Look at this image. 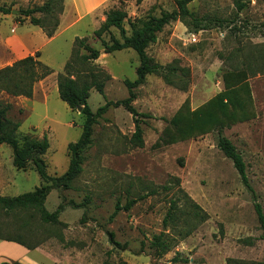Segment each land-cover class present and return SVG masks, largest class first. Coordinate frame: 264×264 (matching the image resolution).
<instances>
[{
  "label": "rangeland",
  "instance_id": "obj_1",
  "mask_svg": "<svg viewBox=\"0 0 264 264\" xmlns=\"http://www.w3.org/2000/svg\"><path fill=\"white\" fill-rule=\"evenodd\" d=\"M10 3V2H9ZM18 0L5 5L21 10ZM187 8L210 29L198 33L190 30L189 18L171 21L158 33V40L147 49L148 55L163 66L183 70L175 85L161 77L149 75L134 90L132 104L142 114L144 147H136L131 138L135 121L124 107H110L98 117L93 127V143L84 152L83 172L68 190L53 188L45 206L54 212L63 204L60 224L45 225L38 216L24 213L6 215L0 209V237L22 233L30 243L40 242L24 264H251L264 262V229L258 220L251 193L243 185L231 159L218 148V133L209 132L196 138L164 144L161 138L174 115L189 103L191 111L206 105L225 90V75L244 70L250 87L255 116L224 129L246 163L251 186L264 211V0H246L238 12L235 0H190ZM111 9H121L128 17L124 27L132 34V24L162 12L178 10V0H110L97 13L98 22L86 19L67 28L43 49L40 59L53 73L35 85L32 98L3 93L0 104L9 105L7 118L20 122L18 135L41 140L47 135L50 149L43 156L50 177L65 174L70 165L68 146L82 134L85 116L61 100L57 76L63 72L73 53L75 37L86 38L99 50V58L90 66L110 76L105 97L96 89L90 91L88 104L97 112L107 101L128 98L125 80L135 81L140 58L133 49L110 54L94 35ZM40 16V14H37ZM220 20L223 25L215 22ZM26 31L29 19L0 13V69L30 54L24 41L16 37ZM96 27V28H95ZM193 28V27H192ZM104 39L121 40L116 28ZM81 55L87 54L80 49ZM33 52L30 55H35ZM78 65L77 68H85ZM89 66V65H88ZM84 69V70H85ZM5 155L6 173L11 180L7 197H16L47 184L33 163L19 170L7 161L8 145L0 147ZM12 152V150H11ZM13 157V156H12ZM51 184V183H49ZM156 189L146 199L139 196ZM136 200L130 208V201ZM176 212L164 225L171 202ZM193 202L207 214L201 220ZM120 204L121 210L111 219ZM197 213V214H196ZM27 227L31 233L22 232ZM168 234L172 249L165 254L151 244L160 233ZM10 258L19 261L24 247L7 245ZM7 261L4 264H15Z\"/></svg>",
  "mask_w": 264,
  "mask_h": 264
},
{
  "label": "trees",
  "instance_id": "obj_2",
  "mask_svg": "<svg viewBox=\"0 0 264 264\" xmlns=\"http://www.w3.org/2000/svg\"><path fill=\"white\" fill-rule=\"evenodd\" d=\"M142 0H137L141 2ZM190 0H178V10L173 12H162L160 17H150L148 20L132 24V34L128 35L124 27V22L128 17L127 12L121 9H111L106 13V19L101 27L95 30L94 35L102 42L104 52L107 54L122 51L124 49H133L140 58V66L137 69V79L135 81L125 80L129 96L124 100L117 102L107 101L106 104L99 108L95 113L88 104L90 91L96 89L98 93L105 97V85L110 76L104 71L95 70L90 66L92 62L99 58L100 52L92 47L86 38H76L71 58L66 63L63 72L57 76V85L59 96L72 110H78L82 107V114L85 116L83 131L80 139L76 143H70L68 150L70 153V165L65 174L60 177H50L47 171V164L43 158L50 149V140L47 135L39 140L30 136H25L23 141L20 140L18 131L21 126L20 122H15L7 118L9 105L0 104V145H8L12 150L13 165L19 170H25L33 163L37 172L47 182L33 192H27L16 197H7L0 194V209L6 215L19 216L24 213H32L38 216L41 223L45 225L60 224L59 217L63 212L64 205L61 204L54 212L47 210L45 203L53 188L58 190H68L73 187V183L83 172V155L92 143L93 127L98 123V117L105 114L110 107H124L132 114L135 121V132L131 142L136 147H144L143 130L140 125L141 117H149L148 114L138 112L132 104L135 99L134 90L144 84L147 76L156 75L161 77L167 84L186 88V84L180 86L177 81L181 79L183 72L177 66H163L155 62L147 53L151 44L158 40L160 33L171 21L189 18L190 30L198 33L201 30L210 29V24L201 23L195 15L187 8ZM238 12L246 7V0H235ZM20 16L29 19L30 24L40 27L47 37L52 38L60 25V15L64 11V0H47L42 5H36L21 9ZM0 13L11 14L12 9L0 6ZM40 14V16H37ZM215 22L223 25L220 20ZM111 28L120 31L121 40L115 37L111 42L104 39V34L108 33ZM80 49L87 54L81 55ZM40 52L34 56H27L15 61L12 65L0 69V95L6 93L15 97L32 98L34 95L35 85L50 76L53 70L42 61H40ZM86 65V69L77 68L78 65ZM89 65V66H88ZM85 69V70H84ZM247 73L244 70L233 71L225 75V90L211 99L203 107L191 111L189 103L174 115L169 121L161 138L164 144H174L192 138L205 135L209 132L218 133V148L223 154L232 160L235 169L240 175L241 181L246 189L251 193L254 201L255 211L261 227L264 229V211L262 205L257 201L255 190L250 184L246 163L242 154L238 151L234 143L224 135V129L240 121L249 120L255 116L252 105L249 84L246 81ZM51 183V184H49ZM157 193L156 189L140 195L139 200L146 199ZM136 200L128 203L130 208ZM193 207L197 210L202 221L208 218V214L196 203ZM175 201L171 202L170 210L164 219V225L167 226L169 218H173L176 212ZM121 210L120 204L117 205L115 212L111 216L113 219ZM197 214V213H196ZM22 232L31 233V229L24 226ZM0 240L14 242L28 250H33L40 245V242L30 243L24 238L22 233L16 236H3ZM155 249L165 254L172 249L169 242L168 234L162 232L153 238L152 244ZM15 264H21L14 262ZM116 264H127L124 261ZM251 264H264L251 263Z\"/></svg>",
  "mask_w": 264,
  "mask_h": 264
},
{
  "label": "crops",
  "instance_id": "obj_3",
  "mask_svg": "<svg viewBox=\"0 0 264 264\" xmlns=\"http://www.w3.org/2000/svg\"><path fill=\"white\" fill-rule=\"evenodd\" d=\"M15 1H18V0H0V6L11 5ZM22 1H24L26 5H29L31 3L42 5L47 0H22ZM109 1L110 0H64V11L60 15V25H59V28L56 34L52 38L47 37V35L44 33V31L40 27L34 26L32 24H30V26L32 25L34 27H37V29L28 28V30L22 31V32L19 31L21 26H24V25L28 26V24L17 25L16 37L19 38V40H22L25 42L24 45L29 50L30 54H32L33 52H36V53L40 52L43 56V49L45 47H48L51 43L55 42L63 34L65 30L64 23L66 19L69 20L68 21L69 23L67 24V28L77 26L83 21H85L86 19H92L93 22L97 23L98 22V18H97L98 11L101 8H103ZM15 11H19V10H15ZM14 15H19V14H14ZM76 38H80V37L78 36L75 37L73 39V44ZM30 54H28L27 56H34ZM20 59H23V57H20L15 61H18ZM39 60L42 61L41 59ZM1 146L3 145H0V147ZM1 151L2 150L0 148V191L3 195H6L8 191L7 190L8 185L11 180V175H10L9 168L7 169L8 173H6V166L4 163L5 155L2 154ZM12 160H13L12 152L9 149L7 153V161L10 164H12ZM12 243L14 242L0 240V264H4L7 261H14L9 257L10 255L6 253V251L8 250L7 245L12 244ZM22 253L23 254L20 260L14 261V262H19L21 264H24L27 262V260H30L31 251L25 248Z\"/></svg>",
  "mask_w": 264,
  "mask_h": 264
},
{
  "label": "water",
  "instance_id": "obj_4",
  "mask_svg": "<svg viewBox=\"0 0 264 264\" xmlns=\"http://www.w3.org/2000/svg\"><path fill=\"white\" fill-rule=\"evenodd\" d=\"M12 13H13V14H20V11H15V10H14V11H12ZM78 110H79V111H82V107H79Z\"/></svg>",
  "mask_w": 264,
  "mask_h": 264
}]
</instances>
